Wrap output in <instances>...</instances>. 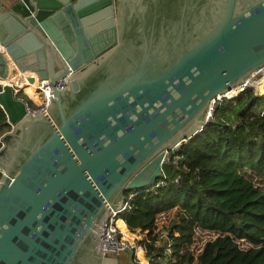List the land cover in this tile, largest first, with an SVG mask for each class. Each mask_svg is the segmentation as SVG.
Instances as JSON below:
<instances>
[{
  "label": "water",
  "instance_id": "95a60500",
  "mask_svg": "<svg viewBox=\"0 0 264 264\" xmlns=\"http://www.w3.org/2000/svg\"><path fill=\"white\" fill-rule=\"evenodd\" d=\"M0 44V77L67 76L43 109L2 84L0 264H120L106 224L257 75L264 0H0Z\"/></svg>",
  "mask_w": 264,
  "mask_h": 264
},
{
  "label": "trees",
  "instance_id": "16d2710c",
  "mask_svg": "<svg viewBox=\"0 0 264 264\" xmlns=\"http://www.w3.org/2000/svg\"><path fill=\"white\" fill-rule=\"evenodd\" d=\"M17 96L36 106L23 90ZM10 129L0 105V148ZM161 169L155 181L164 177L166 184L136 189L120 214L131 232L144 233L150 264H264V92L248 85L231 98H217L211 119L172 149ZM166 211L173 241L167 255L156 232L157 215ZM117 224L125 226L120 218ZM195 226L216 231L196 254L187 246Z\"/></svg>",
  "mask_w": 264,
  "mask_h": 264
},
{
  "label": "built area",
  "instance_id": "2783aa9c",
  "mask_svg": "<svg viewBox=\"0 0 264 264\" xmlns=\"http://www.w3.org/2000/svg\"><path fill=\"white\" fill-rule=\"evenodd\" d=\"M4 50H5L4 47L0 44V52H4ZM12 66L15 67L14 65H12ZM263 66L264 65L259 67L256 70V72L259 71V73H260L262 71L261 68ZM10 68H11V66H10ZM15 76L20 77V80L18 82L13 81ZM66 78H67V76H63L61 78L56 79L55 82H51L48 79H39V80H35V81H29L23 72H20L19 70H17L16 74H13V72H12L11 75H7L5 77H0V84L10 83L12 85V87L14 88V91L16 93H18L20 90H24L25 93L28 96H30L31 99L34 101V103L36 105L35 107H37L38 109H43L50 102V98L53 95V86H55V88H60L62 86L67 85V82L65 81ZM248 79L244 83H241L239 85L232 87L230 90H228L224 94L217 96L213 100L211 105L213 106L214 104H216L217 98H221L223 96H227V97L231 98V97L237 95L242 90H244V88L246 86H248V85L254 86L253 83L251 82V80H248ZM23 80H26V82L28 84H34V90L37 94L38 100H36L29 92L26 91L24 84L21 83ZM254 90H255V92H258L256 87L254 88ZM211 117H212V113L210 111L207 118L210 120ZM166 155L171 157V151L167 152L165 154V157H166ZM165 157H164V160H167V157L166 158ZM2 172H3V170L0 167V177H1ZM158 184L165 185L166 184L165 178L162 177L158 181H153L152 183H149L146 186H148L149 189H152L155 186H157ZM136 191L137 190H134V191H131L127 194V196H126L127 200L124 202L122 207L115 210V213H114L112 219L106 224V227L104 229L103 245H102V254L103 255H114L112 253L117 254L119 252H122L124 250H128V248H130V246L127 242V239L124 237V230L117 224L116 220H117V218H120L123 221L120 214L126 209L129 199L133 195L136 194ZM171 216H172L171 211H166V212H162V213L158 214L157 218H156V232H158L159 237L162 238L161 242L163 245V252L166 255L170 254V252L172 250V244H173V241L168 236V232L165 228V225L169 223ZM125 229L130 231L126 225H125ZM141 233L143 234L141 240H143L144 233L143 232H141ZM215 236H216L215 230L204 229V228H201L199 226H195L192 241H190L187 244V246L189 247V249L194 254H196L199 252V250L205 244L206 241L214 238ZM130 239L133 240L132 243L134 244V238L132 237ZM141 243H142V241L140 243L138 241L137 246H140L141 249L145 250Z\"/></svg>",
  "mask_w": 264,
  "mask_h": 264
},
{
  "label": "rangeland",
  "instance_id": "374dc122",
  "mask_svg": "<svg viewBox=\"0 0 264 264\" xmlns=\"http://www.w3.org/2000/svg\"><path fill=\"white\" fill-rule=\"evenodd\" d=\"M261 74V75H260ZM264 78V72H262V73H259V75L258 76H255L254 77V80H252V83L253 82H255V81H258V82H260V84L259 85H261V83H262V79ZM254 87V86H253ZM256 87V89H257V91H258V93H262V92H264V91H261L260 90V86L259 87H257V86H255ZM254 87V88H255ZM24 91V90H23ZM26 91L28 92V89H26ZM25 92V91H24ZM29 93L36 99V100H38V97L36 96V92H35V90L33 89V88H31L30 89V91H29ZM28 100L27 99V97L26 98H24V100ZM25 100V101H26ZM214 106H215V104L213 105V108H214ZM212 111H213V109L211 110V113H212ZM3 145V144H2ZM170 154V153H169ZM166 157H167V159H169L170 158V156H168V155H166ZM165 157V158H166ZM245 175L248 177V178H250L255 184H257V185H259V186H262V182L257 178V177H255L254 175H253V173L251 172V171H246L245 172ZM129 192H131V191H129ZM128 192V193H129ZM172 217V216H171ZM131 232V231H130ZM142 233L141 232H131V238L133 237L134 238V244L135 245H137V243H138V241H139V243L142 241L141 239H142ZM131 241H133V240H131ZM139 248H141L140 246H138ZM141 251H142V254H143V256L145 257V250H143V249H141ZM124 253H126L125 252V250L123 251ZM120 253V252H119ZM112 254H116V253H112ZM128 256L130 257V260H131V262H129V264H141V261H140V258L132 251V249L131 248H128ZM146 258V257H145ZM147 259V258H146ZM150 264V263H149Z\"/></svg>",
  "mask_w": 264,
  "mask_h": 264
},
{
  "label": "bare ground",
  "instance_id": "6f19581e",
  "mask_svg": "<svg viewBox=\"0 0 264 264\" xmlns=\"http://www.w3.org/2000/svg\"><path fill=\"white\" fill-rule=\"evenodd\" d=\"M261 69H262V71L260 73L264 72V66ZM256 73H257V75L248 76V78H249L248 80H251V82H252V80H254V77L259 75V71L256 72ZM21 83L24 84L25 89H28V92L30 91L31 88L34 89V84H28L26 82V80H23ZM259 84H260V82H258V81L253 82V85L254 86H257V87L260 86V90L261 91H264V78L262 79L261 85H259ZM36 96H37V94H36ZM117 220H118V218H117ZM117 220H116V222H117ZM121 228L124 230V237L127 239V242L129 244L130 248L140 258L141 264H149L148 260L143 256L142 251H141V248H139L137 245H135V244L132 243V241L130 239L131 238V232L128 231V230H126L125 229V226L124 227H121Z\"/></svg>",
  "mask_w": 264,
  "mask_h": 264
},
{
  "label": "flooded vegetation",
  "instance_id": "af4514ba",
  "mask_svg": "<svg viewBox=\"0 0 264 264\" xmlns=\"http://www.w3.org/2000/svg\"><path fill=\"white\" fill-rule=\"evenodd\" d=\"M128 194V193H127ZM126 192L125 195L127 196ZM122 253H124L123 251L114 255H118L120 258V264H126L127 262H125L124 256L122 255Z\"/></svg>",
  "mask_w": 264,
  "mask_h": 264
},
{
  "label": "crops",
  "instance_id": "0c3cea01",
  "mask_svg": "<svg viewBox=\"0 0 264 264\" xmlns=\"http://www.w3.org/2000/svg\"><path fill=\"white\" fill-rule=\"evenodd\" d=\"M12 129H13V126L11 125V129L9 130V133L12 132ZM123 222H124V220H123ZM124 224H125V222H124ZM122 255L124 256L125 262H127V259L129 256L126 253H122Z\"/></svg>",
  "mask_w": 264,
  "mask_h": 264
}]
</instances>
